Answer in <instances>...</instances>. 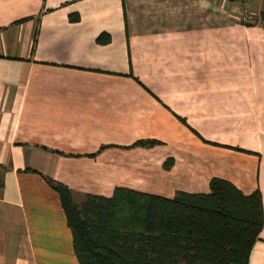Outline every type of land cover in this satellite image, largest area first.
<instances>
[{"label":"crops","instance_id":"1","mask_svg":"<svg viewBox=\"0 0 264 264\" xmlns=\"http://www.w3.org/2000/svg\"><path fill=\"white\" fill-rule=\"evenodd\" d=\"M263 9L0 0V264H78L45 177L76 203L115 188L208 193L212 178L259 190L263 226L248 264H264V31L243 20ZM140 140L160 145L134 147ZM153 173L160 181L146 188Z\"/></svg>","mask_w":264,"mask_h":264},{"label":"trees","instance_id":"2","mask_svg":"<svg viewBox=\"0 0 264 264\" xmlns=\"http://www.w3.org/2000/svg\"><path fill=\"white\" fill-rule=\"evenodd\" d=\"M245 24L264 31V9ZM158 145L140 140L134 147ZM45 181L60 200L78 264H248L263 226L260 191L246 195L221 178L210 180L208 193L164 198L115 188L110 197L86 194L79 203L65 185Z\"/></svg>","mask_w":264,"mask_h":264},{"label":"rangeland","instance_id":"3","mask_svg":"<svg viewBox=\"0 0 264 264\" xmlns=\"http://www.w3.org/2000/svg\"><path fill=\"white\" fill-rule=\"evenodd\" d=\"M249 12L244 13L243 15H248ZM243 20H245L246 22H251L246 16H244ZM178 97V95H177ZM157 156H154V158H156ZM153 159V157L151 158ZM160 181V178L157 177V173H153L152 175H150L148 177V181L146 184V188H148V186H150L151 188L155 187L156 184L158 185V182Z\"/></svg>","mask_w":264,"mask_h":264}]
</instances>
